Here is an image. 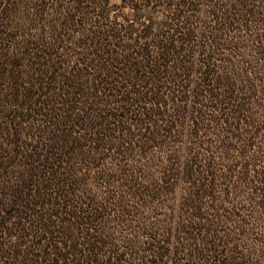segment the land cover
Segmentation results:
<instances>
[{
	"label": "rangeland",
	"instance_id": "1",
	"mask_svg": "<svg viewBox=\"0 0 264 264\" xmlns=\"http://www.w3.org/2000/svg\"><path fill=\"white\" fill-rule=\"evenodd\" d=\"M130 1L0 0V264H49L43 232L78 264H264V0H150L176 56L103 63L147 24ZM24 94L60 100L31 117ZM58 130L76 150L48 202L26 219L16 200L9 221L19 153Z\"/></svg>",
	"mask_w": 264,
	"mask_h": 264
},
{
	"label": "trees",
	"instance_id": "2",
	"mask_svg": "<svg viewBox=\"0 0 264 264\" xmlns=\"http://www.w3.org/2000/svg\"><path fill=\"white\" fill-rule=\"evenodd\" d=\"M127 1L130 0H122V3L125 4ZM130 3L134 16L145 18L147 20V24L143 23L141 25L142 29L140 30L139 35L137 37L134 36L135 30L133 29L132 24L123 27V32L125 33L124 35L127 37L126 39L129 40V42H126L122 45L123 57L120 58V56L114 55L113 57L106 58L103 63H106V61L110 64H118L117 62H126L127 64L134 66L136 64L141 63H160V61L162 63H165L167 59H170V57L173 58L174 56H176L175 53L178 47L177 45L182 42V37L179 31L174 28H165L162 23H155L154 20H151L149 18V14L151 13L150 11L153 9V5L151 4L150 0H144L137 3H135V0H131ZM157 25H159V28L156 29V33L155 35H153ZM154 38L157 39L155 42H153ZM149 39H151V41H149ZM141 40L143 41L142 45H140ZM151 46L154 49L150 48ZM44 54L47 55V53ZM56 74L60 75L58 72H56ZM45 89L52 91V89L48 86ZM59 96V94H24V101L28 106H31V108L27 110V115L30 114L31 117H34V114L38 115V106L41 105L43 99H48L49 97L51 99L57 98V100H60ZM63 121L65 123H68L65 118L63 119ZM11 137L13 136L11 135ZM77 143L78 142L76 141V139H73L71 137V134L64 132L63 130H58L57 137H55L53 141H48V144L39 148L35 147V149L31 150L29 153H26L25 149H23L25 150V152L22 151L21 153H19L22 154L21 156L23 158L22 163L20 164L21 166H23V170H21V173L23 171V176L25 177L22 185L26 189L23 190V194L22 192H20L19 196H17L16 194L14 195V193H11L10 200H8L10 208L8 209L7 213L9 221L12 220L14 212L16 211L14 210V208H12V204H14L16 200L22 201L23 205L21 212L26 219H28V217L34 211L32 209V203L34 208V206L37 207L39 204H41L43 207L48 202L47 190L48 187L51 186V183L55 181L56 175H58L57 171L62 165L61 160L63 158L65 159V157L68 156L70 151L76 150V147L74 146H77ZM23 145L24 144L21 141L18 144V146ZM63 149L64 152H62ZM65 149H67L66 152ZM15 155H17V152L12 151L9 156L12 160H14L13 158L15 157ZM29 160H32L35 165L33 166L32 163L29 164ZM11 162H13V164H10V171H12L13 169L15 160ZM61 184L60 182H58L59 188L61 187ZM63 190H59V192L61 193L63 192ZM38 212L40 213V210ZM46 216L47 213H45V210L40 213L39 218L37 216L36 221H38L37 224L39 226L40 221H43L44 223V219L46 218ZM44 225L45 224H43L42 227H44ZM23 226H25L24 222ZM25 230L26 228L24 229V231ZM24 233L26 232H23V234ZM27 235L29 236L30 234L27 233ZM9 237H13L11 231H9ZM57 247L58 246H56V244L51 241V238L50 240H48L47 234L43 232V240L41 239L40 242H36L33 245L34 249H32V251H37L41 249L42 254L50 252V255H52L53 257V260L50 261L49 264H56L58 258H61V261L64 258L65 264H78L75 261L80 260L79 256L77 255L79 254V250H77L75 246H73V244H67V246L65 247L67 256H65L64 254L61 255L60 251L58 250L56 251ZM28 249L27 252L31 253L30 248ZM91 252V248H88L87 253L89 258L91 256ZM60 264H62V262H60ZM87 264H92V262L88 261Z\"/></svg>",
	"mask_w": 264,
	"mask_h": 264
}]
</instances>
